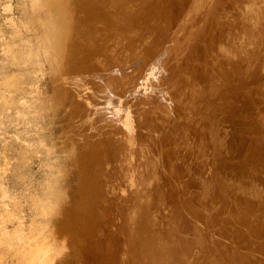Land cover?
<instances>
[{"label": "rangeland", "instance_id": "374dc122", "mask_svg": "<svg viewBox=\"0 0 264 264\" xmlns=\"http://www.w3.org/2000/svg\"><path fill=\"white\" fill-rule=\"evenodd\" d=\"M191 1L33 0L34 3H32L31 0H0V49L3 47H9L8 49H13L12 51L15 52L18 50V48L16 49V46L19 47L21 50L20 52L17 51V53L21 57L22 61V63L19 61V64L22 66L18 64L17 59L15 64V59L3 56L0 52V81L3 82L4 80V88L6 89L9 85V89H12L11 93H13L12 96L10 95V97L6 99L7 103L3 101L1 104L0 102V164L4 163L6 166L7 164L10 166L8 177L5 176L4 179H0V183L1 188L2 185H4L3 188L9 192V194L11 193L10 195L16 199V206H14L15 209L9 204L7 208H9L10 213H5L7 215L11 214L9 215V217L11 216L10 218H14V221L18 220V223H21V226H19L17 223V226L19 227H16V229L22 228L23 232L20 231L22 230L20 229L17 231V233L26 232V234H29L30 236L35 234V237L33 236L32 238H34L35 241L37 240L36 243H38V241L40 242V248H44L45 251L42 253L46 252L45 259H47L49 264H164V260H167L165 262L166 264H264V199H262L263 203L261 202V198H264V148H262L264 147V113L261 112L264 111L261 110L263 109L264 105V3L262 0H212L215 3L218 1L216 5L215 3L212 4V1L210 0H205L207 1L206 4L204 1V3L201 2V5L198 3V5L194 4V2L196 3L197 0H193V3ZM252 1L256 4L255 6L257 9L253 7V11L250 12L252 7L250 2ZM259 2H261V5L257 6V3ZM208 3L210 5L212 4L213 8H211V6L207 7V5L209 6ZM7 5L9 8H7ZM197 5L198 7L202 6V9L198 8ZM247 5L250 7L249 11L244 8L245 6L247 7ZM188 6H196L195 9L197 8L196 10L199 11H195L193 8L194 10L192 9V13L191 8H188ZM215 7L217 8L215 9ZM210 8L212 9V13L210 12ZM258 8L261 9V13L260 9ZM214 10L216 11L214 12ZM254 10H259L258 12L260 15ZM207 11L211 13L210 14L208 12L210 17L209 15L207 16ZM222 11H225V14ZM184 13L185 16L182 15ZM228 13H231V15H228ZM251 15L253 20L251 19ZM258 15L259 18H263H261L262 20H259L262 23H254L256 22ZM228 16L232 17L233 19H230ZM179 18L181 19L179 20ZM224 21L226 23H224ZM233 21L234 23H232ZM177 22L180 24H177ZM197 23L198 25L195 28V24ZM253 23L257 25L255 26ZM256 27H260V30ZM251 28L253 31H251ZM195 29L197 32H194L196 31ZM236 29L237 33H235ZM242 30L243 32L245 31L246 36H244ZM261 30L263 31L260 33ZM145 32H154V34L149 33V35L151 34V37L147 34L148 36L146 38ZM172 32L178 33L173 34ZM246 32L249 35L252 33L253 34L249 36ZM166 33L169 34L163 36V34ZM228 33H230V35ZM181 34H185V36H180ZM153 35L154 37H152ZM170 36L171 40L169 39ZM188 36L190 37V41ZM182 37H186L184 39L185 41L183 40L184 44H182L183 42L180 43L182 39L181 41H177ZM255 38H257L258 41ZM147 39L149 41H146ZM173 39L177 42H174ZM20 40H23L25 43L21 42L19 44ZM136 40L138 41L137 43ZM249 40H251V42H249ZM132 41H134L136 44H133ZM155 41L158 45H155ZM163 41H167V45ZM168 41L172 42L168 44ZM252 41L254 44H252ZM259 41H263L262 45ZM142 42H146L143 43L146 45H142L144 46L143 51H141ZM150 43L152 44L151 47ZM171 43H173V45ZM247 43L250 46L247 47ZM163 44H165L167 47L163 46ZM168 45H170V47H168ZM174 45L175 47L173 50L175 53L178 52V50H175L177 48L176 46H178L177 49H182L183 51L181 50L179 54L177 53L174 55L175 53L172 50ZM47 46L49 48H47V51H49L45 53L44 47ZM140 46L141 48H139ZM252 46L254 48H251ZM136 47L138 48L137 52L135 51L137 50ZM163 47H166L167 49H163ZM144 48H146V52L144 51ZM154 48L156 49L155 51H153ZM221 49H226V51H222ZM251 49L253 50L252 52ZM28 50L31 51V57L28 54V57L25 55ZM148 50L150 52H148ZM162 50L163 52H161ZM131 51H134L138 56L132 54ZM158 51L164 55L162 58L165 59L166 57V61L164 60L165 62L161 61L162 58L160 57V53ZM142 52L145 53H143L145 56L142 54ZM156 52L158 53L156 54ZM165 53L167 54L165 55ZM191 54L193 56H191ZM19 56L18 59L20 60ZM154 56H158L159 58L157 57V59ZM140 57H142V59H139ZM137 59L139 60L137 61ZM149 59L152 61L150 62ZM159 59L161 60L159 61ZM133 60L137 62L133 63ZM158 61L159 65H161L160 67L163 66V70L165 69L163 73L166 72V76L170 75V77H166L165 73L161 74L165 77L162 78L160 75L158 80L160 79L162 83V79L167 78L163 80L164 83H167V86H169L171 82L172 84L170 87H167L166 85L164 86V83L160 85V82H158L157 88L160 87L161 89H164L166 87L168 93L173 92V95L170 93L171 95L168 96H174L176 99L174 97L172 99L171 97L168 99V96L166 97L167 92L164 93L166 89L163 91L158 88V92L161 90V95L166 98H161L164 102L159 100L160 95L158 94L160 93L157 94L156 91L155 94L152 95L154 101L152 100V96H149V102H147L146 98L140 97L141 94L139 90H141L142 86L138 88V84L141 85L143 81L144 85L149 84V80L147 78L150 74V71L153 69L152 64H155L156 66ZM257 61L260 62L257 63ZM136 63L139 65L138 69L136 68L138 71H134V67L137 66ZM222 64L224 65L221 66ZM132 65L134 66L132 67ZM149 65L151 68H148ZM167 68L170 70L168 69L167 71ZM186 70L187 72H185ZM232 71L233 73H236L233 74ZM144 72L145 74H143ZM187 73L189 76H191L190 78ZM136 75L139 76V78ZM187 76L191 81L187 79ZM252 76L253 78H251ZM172 77L176 79H173ZM193 79L196 81H192ZM168 81L170 82L168 83ZM179 81L180 84L173 85V83H179ZM202 81L204 82L202 83ZM187 84L192 88L187 87ZM162 85L164 86L163 88ZM172 87H177L179 89L178 91V89L176 90L174 88V90L177 91L175 92L179 94V96L174 92ZM157 88H155V90ZM181 90L183 91V94H181ZM184 92H186V97ZM174 93L177 96L174 95ZM179 97L182 100H178L180 99ZM24 99H26L28 102L26 100L24 101ZM174 99L177 100L178 103ZM166 100H168V104L165 105V103H167ZM171 100L176 105H172V103L170 106L169 104L171 103ZM4 102L5 104L3 105ZM9 102L12 104V106ZM29 102H32L34 107H32ZM110 102L111 104L109 106L108 103ZM150 103H152V105ZM22 104L31 106L26 108L28 106L24 105V107ZM142 106L145 107L143 108L146 109V111H143L144 109H142ZM173 106L175 108L174 113L170 112L171 114H169V111H173ZM171 107L172 109H169ZM34 108L35 110H32ZM193 108L197 110L195 112L197 115L192 112ZM258 108H261V111ZM165 109L167 111H165ZM184 109L189 110L186 111L187 113L190 112L188 113L189 115L187 113L184 114ZM31 110L34 112L33 114H31ZM127 110L130 111L133 117H136V120L138 116H142L141 114H143V116L144 113L146 114L145 117H142L145 120L146 125L142 127V131L137 130L139 134L135 139L136 143L138 144H136V149L139 150L138 154H142L140 155L141 161L139 164V169L136 170L138 175L136 178V172L131 175L126 173L128 174L127 177L125 172H122V167L117 165V167L121 168L122 170L120 171V169H116L115 165L117 162H112L110 151L108 148H106L107 146L105 144L106 133L110 132V129L113 127V125H116L115 121L121 119L123 120L124 115L126 112H128ZM198 110L200 114L197 113ZM214 110L217 111L214 112ZM13 111L14 114H12ZM19 111H21L20 114H18ZM138 111L140 113H138ZM211 111H213V115ZM257 111L262 114L260 115ZM172 114L178 117L182 115V118L185 119L184 120L181 117H176L175 121H178V126L180 127L181 125L182 127L183 125V128H176L177 131L174 130L175 133L174 131H171L173 126L170 125V123L174 121L175 118V116H172ZM262 115L263 117H261ZM105 116H107L108 119ZM161 116H163V118H161ZM33 117L35 119H32ZM148 117H151L152 120ZM187 117L188 119H186ZM1 118L4 120V122H2ZM180 120H183V122ZM186 120H189V124ZM175 121L174 124L176 123ZM151 124L154 126H152L153 130L151 129ZM171 124H173V122ZM186 124H188L189 127L188 125L186 126ZM103 125L105 126L103 127ZM187 127L188 129H184ZM157 128L159 129V132H157ZM166 130L168 131V134L169 131H171L169 134L170 137L168 135V137H166V133L164 132ZM184 130L186 131L184 132ZM202 130L203 132H201ZM211 130L215 131H213L214 135ZM205 131L211 133L208 134ZM155 132L157 133L155 134ZM146 133H149V135L151 134L153 138L151 136H146L148 135ZM173 136H176L177 140H174ZM159 137L162 138L160 139ZM167 138H169V140H167ZM137 139L138 141L142 140L143 142L139 141L138 143ZM148 139H151V145L153 146L149 147L150 141H148ZM187 139L192 143L190 144ZM140 142L143 144L141 145ZM155 142V146L157 147L156 149L153 144ZM147 143L148 148L145 145ZM190 145H192V149ZM160 146H162L161 149L159 148ZM179 146H181V148ZM185 147H189L191 150H187L186 148L185 152H183V148ZM198 147L200 148L198 149ZM149 149L156 151L153 153L152 151H149ZM159 149L161 150L162 155L159 153V151H157ZM229 149L230 151L228 152ZM192 150H194L193 153L190 152ZM198 150L199 152L201 150L206 151L200 152L204 155L200 154L199 152L196 154ZM166 151H169V153L167 154ZM187 151L189 154H186ZM217 153H220L221 155H217ZM155 154L158 157L159 154L162 158L164 157L163 159L161 158V162L159 161L160 158L158 159ZM146 155L148 156L146 157ZM152 155L155 158H153ZM229 155L231 157H229ZM172 156H175V159H173ZM150 157H152V159ZM169 157L170 161H168ZM189 157L191 158L189 159ZM197 157L199 158L197 159L199 162L194 164L196 162H193L192 158L196 159ZM203 157H206L205 160ZM165 158L168 159L165 160ZM200 159H202V164L200 163ZM219 159L223 161H220ZM250 159L252 161H250ZM171 160L173 161L171 162ZM211 160H213L211 163L212 165H210ZM156 161H159V163ZM162 161L164 166H161V164H163ZM6 162L8 163L6 164ZM155 163L156 165L159 164L160 166L158 165L157 168ZM171 163H174L175 165ZM246 164L253 170L255 167H258V165L260 168H256V170H254L255 172L252 170L251 172L253 173H250V170H248L249 168L246 166ZM213 165L216 166V169L213 167ZM181 166L182 168L184 166V169H182ZM208 166L212 168H209V170ZM161 167H165L166 171H169L170 169L173 170L174 168V172L169 171V174L172 175V178L174 177V179H178V181H181V183H187L186 185H189L188 190L191 195H193L196 204L199 203L200 205H198V208L201 209V206L204 207V209L202 208L201 210H198L200 212H198L195 217L192 215L189 216L186 213L179 214L180 212L176 211V205L173 206L175 203H172L173 201H171L169 197L162 194L163 191L164 193L167 192L166 189L170 186L167 181L172 179H170L168 173L164 171L165 168L164 170L162 168L165 175L162 173ZM239 167L241 170H239ZM223 168L224 170H222ZM114 169H116L118 172L120 171L119 173H116V175H118L117 177H114L115 179L112 178V176L115 175L114 172L112 175V171H115ZM155 169H158V173L161 174L160 178L162 179L158 178L159 176L157 175L158 173L155 171ZM258 169L262 172V175ZM175 170H178L179 172H175ZM187 170L190 172H187ZM257 170L259 171V174L256 173ZM242 171L243 173H241ZM236 172H238V174ZM121 173L124 175H119ZM198 175L202 177H199ZM210 175H212L211 180L213 178V182L210 180ZM246 175L248 178V175H252V178H250L253 181L250 182V179H247V184H245ZM224 176H228V178ZM255 176H257L256 179ZM258 176H260V178ZM126 177L129 180H127ZM217 177H221L223 180L221 178L217 179ZM232 177L236 179L229 180V178ZM239 178L240 182H238ZM200 179H206L207 183ZM117 180H121L125 185L121 183V181L118 182ZM151 180L155 183H153ZM162 180L164 185L162 184ZM259 180H263L261 181L262 183H258ZM133 181H135L134 184L132 183ZM119 183L123 186L119 185L117 187V184ZM131 183L135 190L129 186ZM157 184L160 185V189L162 188L160 192L163 195V198L165 197V199H163L161 194L158 193L159 186L155 187ZM214 184L216 186H214ZM111 185L112 187H110ZM233 185L234 188H232ZM113 186L114 189L116 187L115 190L117 193L120 192V196L117 194L116 195L122 199H125L124 203L130 198L133 199H130V206L129 208L125 209L126 211L124 210L125 212L122 211L123 213L121 212V215L120 213L115 214V216L118 218L114 219V216H111L110 220H113L111 222L105 221L104 219L102 220V218H100V212L96 207L98 206V202L101 199L102 194L106 193V191L110 192L108 194L109 196H114V193L116 192L113 191ZM210 186L214 188L213 192L210 190L212 188L209 189ZM108 187H110V191L107 190ZM119 187H121V190L118 189ZM242 187L245 188L243 189ZM103 188L105 190H103ZM137 188L140 189L138 190ZM259 188L262 190L260 193L257 191L260 190ZM156 189H158V192L155 191ZM240 189H242V191ZM235 190H237V193H235ZM132 191L134 194L130 195ZM231 191L234 192L235 197ZM254 191H257V195L261 193L262 194L259 195V197ZM218 193L219 196H217ZM253 193L254 196L256 195L255 198H249L248 200V195L253 196ZM209 195H211V197L213 195L211 199L212 202L213 198L214 200H218H215L213 203L209 202L211 204L208 206L207 201H210ZM225 195L226 199L224 198ZM227 197H229V199H227ZM230 197L234 199L230 200ZM242 197L244 198L243 201L241 200L243 199ZM37 200L38 202L36 203ZM40 200H44L45 203ZM250 200L253 201V204ZM161 201L164 202L161 203ZM239 202H241V204ZM246 202L247 204L249 203L248 205L250 208L252 207V210L247 207L248 205ZM17 203L20 207L17 205ZM171 204L173 205L171 206ZM255 204H257L259 208H255ZM118 205L120 206V203ZM126 206L127 204L125 207ZM17 207H19L21 210ZM206 208L209 210H205ZM253 208H255V211ZM261 208L262 210H260ZM256 209H259V211L262 212L256 211ZM18 211H21V213ZM165 212L166 214L163 215ZM256 212H259L260 214ZM17 213H19L21 216H19ZM202 213H205V216ZM213 214H215V217H213ZM17 216L20 217V220L17 219ZM210 216L212 221L209 220ZM187 219H190L194 226L199 227V234H196L197 231L195 229L189 228L184 224L183 220ZM13 227L8 226V231L14 233L15 229ZM163 231L165 234L162 236ZM12 233L10 235H12ZM167 235V240L163 241L164 236L167 237ZM36 236L37 238L40 237L42 241H40V238L36 239ZM19 239L20 238L13 239L16 242V244L14 243L15 250L17 247H20L17 246ZM31 241L33 242L28 247L29 253L26 252L28 253V256L25 255L26 253H24L23 256H19L14 252V250L11 251L12 253H15L14 255H16L14 258L12 257L14 255L11 254L8 249L5 250L4 248L3 252L0 253H7L9 255L0 254V264H22V262L28 264L29 260H31L29 262L31 263L32 258L28 259L27 261L26 259L27 257H32V254L34 253L32 248L36 246V249L38 247L35 245L34 240ZM19 243L20 245L23 244L21 242ZM167 243L169 244L167 245ZM32 244L35 246H32ZM87 245L90 248L92 246L94 250L95 256L93 258L89 250L84 249ZM165 246L168 247L170 255L168 257H163V260L161 258L163 254H161L162 252L160 251H162ZM39 247L37 248L38 250ZM87 253H89V255ZM10 254L12 255V258L9 257ZM39 254H41V252ZM17 256L18 258H16ZM20 257H24L22 259L23 261ZM17 259L22 262L20 263Z\"/></svg>", "mask_w": 264, "mask_h": 264}, {"label": "bare ground", "instance_id": "6f19581e", "mask_svg": "<svg viewBox=\"0 0 264 264\" xmlns=\"http://www.w3.org/2000/svg\"><path fill=\"white\" fill-rule=\"evenodd\" d=\"M151 1H152V0H151ZM180 1H181V0H180ZM190 1H191V0H190ZM204 1H205V0H201V1L197 0L196 3H195V2L192 0L191 2H192V3L194 2V4H198V3H200V5H201V2L204 3ZM207 1H209V0H207ZM207 1H205V4L207 3ZM210 1H212V0H210ZM225 1H226V0H225ZM247 1H248V0H247ZM254 1H257V0H254ZM258 1H259V0H258ZM262 1H263V3H264V0H262ZM26 2H27V1H26ZM31 2L34 3L33 0H31ZM191 2H190V3H191ZM216 2L218 3V1H216ZM231 2H232V1H231ZM28 3H29V2H28ZM190 3H189V4H190ZM192 3H191V4H192ZM209 3H210V2H209ZM209 3H208V4H209ZM211 3L214 4L215 2L212 1ZM217 3H215V4L217 5ZM222 3H223V1H222ZM236 3H237V2H236ZM244 3H245V2H244ZM244 3H243V5H244ZM260 3H261V2L257 3V6L261 5ZM263 3H262V4H263ZM194 4H193V5H194ZM205 4H204V5H205ZM212 4H211V5L209 4V6L207 5V7H210V6H211V8H213V7H212ZM219 4H220V3H219ZM223 4H224V3H223ZM250 4H252V5H251L252 7L248 4V5L251 7V9H250L251 11H250V12L253 11V7L257 9V7L255 6L256 4H255L253 1L250 2ZM193 5H191V6H193ZM198 5H199V4H198ZM198 5H197V7H198ZM221 5H222V4H221ZM245 5H246V3H245ZM248 5H247L248 9H247L246 6H245V7L243 6V7L246 8V10L249 11V8H250V7H249ZM31 6H32V5H31ZM33 6H34V5H33ZM189 6H190V5H189ZM189 6H188V8H191V11H192L193 8L195 9V7H196V6H195V7H189ZM227 6H228V5H227ZM201 7H202V6H199L198 8H201ZM7 8H9L8 5H7ZM211 8H210V12L212 11ZM216 8H217V7H215V9H216ZM232 8H233V6H232ZM236 8H237V7H236ZM263 8H264V7H263ZM172 9H173V8H172ZM174 9H175V8H174ZM194 9H193V10H194ZM196 9H197V8H196ZM196 9H195V11H199V10H196ZM201 9H202V8H201ZM242 9H243V8H242ZM258 9H260V8H258ZM177 10H178V9H177ZM220 10H221V9H220ZM232 10H233V9H232ZM240 10H241V7H240ZM262 10H263V9H262ZM184 11H185V10H184ZM215 11H216V10H214V12H215ZM244 11H245V10H244ZM254 11H255V10H254ZM258 11H259V10H258ZM258 11H255V12H256L257 14L260 15V13H261V9H260V13H259ZM185 12H187V11H185ZM208 12H209V11H207V16L209 15ZM210 12H209V13H210ZM214 12H213V13H214ZM222 12H224V14H225V11H222ZM231 12H232V11H231ZM236 12H237V10H236ZM241 12H242V11H241ZM250 12H249V13H250ZM255 12H254V13H255ZM138 13H139V10H138ZM192 13H193V11H192ZM197 13H198V12H197ZM211 13H212V12H211ZM211 13H210V14H211ZM242 13H243V12H242ZM246 13H247V12H246ZM256 13H255V15H256ZM220 14H221V13H220ZM146 15H147V13H146ZM182 15L185 16V13L182 14ZM182 15H181V18H182V20H183ZM222 15H223V14H222ZM228 15H231V13H230V14L228 13ZM246 15H247V14H246ZM259 15L257 16L258 18H259ZM211 16H212V15H211ZM204 17H205V16H204ZM209 17H210V15H209ZM219 17H221V16H219ZM228 17H229V16H228ZM239 17H240V16H239ZM244 17H245V16H244ZM253 17H254V15H253ZM181 18H179V20H180ZM184 18H185V17H184ZM207 18H208V17H207ZM225 18H226V17H225ZM229 18L231 19L232 17H229ZM240 18H241V17H240ZM258 18H257L256 22H254V23L260 22L259 20H260L262 17L259 18V19H258ZM165 19H166V18H165ZM204 19H205V18H204ZM204 19H203V20H204ZM232 19H233V18H232ZM237 19H238V17H237ZM251 19H252V15H251ZM262 19H263V18H262ZM262 19H261V20H262ZM179 20H178V21H179ZM223 20H224V19H223ZM244 20H245V18H244ZM252 20H253V19H252ZM229 21H232V20H229ZM249 21H250V19H249ZM263 21H264V20H263ZM6 22H7V21H6ZM8 22H9V21H8ZM182 22H183V21H182ZM199 22H200V21H199ZM217 22H218V20H217ZM217 22H215V23H217ZM219 22H220V21H219ZM227 22H228V21H227ZM183 23H185V22H183ZM222 23H223V22H222ZM224 23H226V22L224 21ZM232 23H234V21H233ZM237 23H238V22H237ZM250 23H251V21H250ZM254 23H253V24H254ZM260 23H262V22H260ZM260 23H259V24H260ZM177 24H180V23L177 22ZM202 24H203V22H202ZM220 24H221V23H220ZM182 25H184V24H182ZM197 25H198V23L195 24V28H196ZM226 25H228V24H226ZM231 25H232V24H231ZM236 25H237V24H236ZM238 25H240V24H238ZM241 25H242V24H241ZM254 25H255V24H254ZM256 25H257V24H256ZM256 25H255V26H256ZM179 26H180V25H179ZM214 26H215V25H214ZM261 26H262V25H261ZM261 26H260V27H261ZM11 27H12V26H11ZM175 27H176V26H175ZM201 27H203V26H201ZM208 27H209V25H208ZM210 27H211V25H210ZM216 27H217V26H216ZM241 27H242V26H241ZM246 27H247V26H246ZM249 27H250V26H249ZM260 27H259V28H260ZM179 28H180V27H179ZM179 28H178V29H179ZM225 28H226V27H225ZM229 28H230V27H229ZM243 28H244V27H243ZM252 28H254V27H252ZM252 28H251V29H252ZM256 28H258V27H256ZM259 28H258V29H259ZM261 28H262V27H261ZM157 29H158V28H157ZM197 29H198V28H197ZM200 29H201V28H200ZM213 29H214V28H213ZM221 29H222V28H221ZM244 29H245V28H244ZM246 29H247V28H246ZM173 30H174V29H173ZM195 30H196V29H195ZM211 30H212V29H211ZM238 30H239V29H238ZM247 30H248V29H247ZM247 30H246V31H247ZM259 30H260V29H259ZM263 30H264V28H263ZM263 30H261L260 33H261ZM159 31H160V30H159ZM193 31H194V30H193ZM233 31H234V30H233ZM248 31H249V30H248ZM251 31H253V29H252ZM51 32H52V29H51ZM186 32H187V31H186ZM194 32H197V30L194 31ZM199 32H200V31H199ZM212 32H213V31H212ZM219 32H220V31H219ZM226 32H228V31H226ZM226 32H225V33H226ZM229 32H230V30H229ZM234 32H235V31H234ZM234 32H233V33H234ZM242 32H243V30H242ZM257 32H259V31H257ZM145 33H146V32H145ZM149 33H151V32H149ZM149 33H146V36H145L146 38H147V36L149 35ZM152 33L154 34V32H152ZM152 33H151V34H152ZM172 33H173V34H174V33L176 34V33H178V32H172ZM184 33H185V32H184ZM187 33H188V32H187ZM223 33H224V32H223ZM235 33H237V29H236V32H235ZM240 33H241V30H240ZM243 33H244V36H246V35H245V31H244ZM246 33H247V32H246ZM260 33H259V34H260ZM147 34H148V35H147ZM151 34L149 35L150 37H151ZM167 34H169V33L163 34V36H164V35H167ZM226 34H227V33H226ZM228 34L230 35V33H228ZM247 34H248V33H247ZM252 34H253V33H252ZM252 34H251V35H252ZM263 34H264V31H263ZM159 35H160V34H159ZM170 35H171V34H170ZM183 35L185 36V34H183ZM183 35L181 34L180 36H183ZM194 35H195V34H194ZM208 35H209V34H208ZM217 35H218V34H217ZM237 35H238V34H237ZM240 35H241V34H240ZM248 35H249V34H248ZM251 35H249V36H251ZM261 35H262V34H261ZM138 36H139V35H138ZM138 36H136V37H138ZM141 36H142V34H141ZM155 36H157V35H155ZM160 36H161V35H160ZM172 36H173V35H172ZM176 36H177V35H176ZM180 36H179V37H180ZM152 37H154V35H153ZM166 37H167V36H166ZM166 37H165V38H166ZM188 37H189V36H188ZM202 37H203V36H202ZM242 37H243V35H242ZM242 37H240V38H242ZM259 37H260V36H259ZM11 38H12V36H11ZM158 38H159V37H158ZM170 38H171V36L169 37V39H170ZM172 38H173V37H172ZM185 38H186V37H184V38L182 37V38L178 39L177 41H181V39H182V41H181L180 43L183 42L182 44H184V41H185L184 39H185ZM243 38H244V37H243ZM245 38H246V37H245ZM260 38H261V37H260ZM262 38H263V36H262ZM8 39H9V38H8ZM148 39H149V38H148ZM148 39H147L146 41H149ZM153 39H154V38H153ZM163 39H164V38H163ZM247 39H248V37H247ZM250 39H251V38H250ZM255 39L257 40V38H255ZM161 40H162V37H161ZM167 40H168V39H167ZM170 40H171V39H170ZM183 40H184V41H183ZM187 40H188V39H187ZM203 40H204V38H203ZM6 41H7V40H6ZM134 41H135V40H134ZM134 41H132L133 44H136V43L138 42V41L136 40V43H134ZM142 41H143V40H142ZM150 41H151V40H150ZM173 41L175 42L176 40L173 39ZM177 41H176V42H177ZM189 41H190V37H189ZM257 41H258V40H257ZM21 42H22V43H25L23 40H20L19 44H20ZM153 42H154V41H153ZM161 42H162V41H161ZM163 42H164V41H163ZM166 42H167V41H166ZM166 42H164V43H166ZM170 42H172V41H170ZM170 42L168 41V44H170ZM249 42H251V40H249ZM249 42H248V43H249ZM259 42H260L261 45H262V42H263V41H259ZM139 43H140V42H139ZM143 43H146V42H142L141 46H142V45H146V44H143ZM151 43H152V42H151ZM151 43H150V47H151V45H152ZM155 43H156V41H155ZM155 43H154V44H155ZM180 43H179V44H180ZM248 43H247V44H248ZM263 43H264V42H263ZM6 44H7V43H6ZM40 44H41V43H40ZM160 44H161V43H160ZM171 44L173 45V43H171ZM175 44H176V43H175ZM207 44H208V43H207ZM252 44H254L253 41H252ZM255 44H256V43H255ZM155 45H158V44L156 43ZM166 45H167V43H166ZM166 45L163 44V46H166ZM177 45H178V44H177ZM180 45H181V44H180ZM9 46H10V45H9ZM129 46H131V45H129ZM141 46H140L139 48H141ZM248 46H250V45L248 44L247 47H248ZM256 46H257V45H256ZM10 47H11V46H10ZM143 47H144V46H142V50H141V51H143ZM166 47H167V46H166ZM166 47H163V49H164V48L167 49ZM168 47H170V45H168ZM174 47H175V45L173 46L172 50L174 49ZM176 47L178 48V46H176ZM223 47H224V45H223ZM223 47H222V48H223ZM8 48H9V47H8ZM8 48H7V47H3L2 49H0L1 54H2L3 56L8 57V58H13V59H15V64H16L17 60H18V64H19V61H20V63H22V61H21V57H20V56L18 55V53H17V51L20 52L21 49H20L19 47L16 46V49L18 48V50H16V51L14 52V51H12L13 49H8ZM44 48H45V49H44L45 53H47V52L49 51V50L47 51L48 46H47V47H44ZM50 48H52V47H50ZM136 48H137V47H136ZM136 48H135V49H136ZM177 48H176L175 50H178V52L175 53V51L173 50L174 53H175L174 55H176L177 53L179 54V52H181V50H182V49H177ZM179 48H180V47H179ZM181 48H182V47H181ZM224 48H225V47H224ZM251 48H254V47L252 46ZM48 49H49V48H48ZM130 49H132V48H130ZM145 49H146V48H144V51L146 52ZM147 49H149V48H147ZM151 49H152V48H151ZM256 49H257V47H256ZM33 50H34V48H33ZM52 50H53V49H52ZM128 50H129V49H128ZM155 50H156V49L154 48L153 51H155ZM160 50H161V49H160ZM170 50H171V49H170ZM179 50H180V51H179ZM219 50H220V49H219ZM221 50L223 51L224 49H221ZM241 50H243V49H241ZM244 50H245V49H244ZM247 50H248V49H247ZM135 51L137 52V51H138V48H137V50H135ZM173 51H172V52H173ZM182 51H183V50H182ZM187 51H188V50H187ZM222 51H220V52H222ZM224 51H226V49H225ZM252 51H253V50L251 49V52H252ZM254 51H256V50H254ZM257 51H258V50H257ZM30 52H31V51L28 50L27 53H26L25 55L27 56V54H28V55H30V57H31L32 54H31ZM131 52H132V51H131ZM148 52H150V51L148 50ZM158 52H159V51H158ZM158 52H156V54H157ZM161 52H163V50H162ZM161 52H159V53H160V57L162 58V56H164V55L161 54ZM228 52H230V51H228ZM238 52H239V51H238ZM238 52H237V53H238ZM129 53H130V52H129ZM143 53H144V52H142V54H143ZM152 53H154V52H152ZM167 53H168V52H167ZM167 53H165V55H166ZM192 53H193V52H192ZM230 53H231V52H230ZM230 53H229V54H230ZM242 53H243V52H242ZM246 53H247V52H246ZM246 53H245V54H246ZM249 53H250V52H249ZM253 53H254V52H253ZM255 53H256V52H255ZM132 54H135V52L133 51ZM139 54H140V53H139ZM144 54H145V53H144ZM144 54H143V55H144ZM180 54H181V53H180ZM220 54H223V53H220ZM247 54H248V53H247ZM256 54H257V53H256ZM135 55H136V54H135ZM170 55H171V52H170ZM181 55H182V54H181ZM181 55H180V56H181ZM199 55H200V54H199ZM201 55H202V54H201ZM239 55H240V54H239ZM257 55H258V54H257ZM18 56H19L20 60L18 59ZM33 56H34V55H33ZM136 56H138V55H136ZM144 56H145V55H144ZM168 56H169V55H168ZM191 56H193V55L191 54ZM196 56H197V55H196ZM27 57H28V56H27ZM131 57H132V56H131ZM154 57H155V56H154ZM157 57H158V56H157ZM157 57H155V58H157ZM172 57H173V56H172ZM175 57H176V56H175ZM232 57H233V56H232ZM232 57H230V58H232ZM158 58H159V57H158ZM158 58H157V59H158ZM183 58H184V57H183ZM197 58H198V57H197ZM224 58H225V57H224ZM16 59H17V60H16ZM129 59H130V57H129ZM134 59H136V58H134ZM139 59H142V57H140ZM139 59H137V61H138ZM263 59H264V58H263ZM149 60H150V59H149ZM160 60H161V59H159V61H160ZM164 60L166 61V57H165V59L162 58L161 61H164ZM170 60H171V59H170ZM170 60H169V62H170ZM194 60H195V59H194ZM194 60H193V61H194ZM200 60H201V59H200ZM230 60H231V59H230ZM235 60H236V59H235ZM261 60H262V59H261ZM131 61H132V60H131ZM137 61L133 60V63H134V62H137ZM145 61H146V60H145ZM151 61H152V60H150V62H151ZM156 61H157V60H156ZM159 61L156 63V66H155V64H152V63H151V64L153 65V66H152L153 69L150 71V74L148 75V78H147V79L149 80V84L144 85V83H143L144 81L142 82L143 85H142V84H141V85L138 84V86H139L138 88H140V87L142 86L141 90H139V92H140V94H141L140 97H141V98H143V97L146 98V101H147V102H149V96L151 97L153 94H155V91L157 92V94L160 93V94H158V95H160V99H159V100H162V101H163V99H161V98H162V97L165 98L163 95H161L162 92H160V91H161V90L164 91V90L166 89V87H165L164 89H161L160 87H158L159 89H161L159 92H158L159 89L157 88V86H158V82H160V85H161V84L164 83L163 80H164V79H167V78L162 79V83H161V80H160V79H159L160 81L158 80V77H159L161 74H164V73H165V76H166V74H167L166 72L163 73V71H164L165 69L163 70V68H162L163 66L160 67L161 65H159ZM165 61H164V62H165ZM171 61H172V60H171ZM173 61H174V59H173ZM180 61H181V60H180ZM218 61H219V60H218ZM255 61H256V60H255ZM195 62H196V61H195ZM232 62H233V60H232ZM259 62H260V61H259ZM259 62L257 61V63H259ZM13 63H14V62H13ZM139 63H140V62H139ZM148 63H149V62H148ZM154 63H155V62H154ZM161 63H162V62H161ZM171 63H172V62H171ZM214 63H215V62H214ZM136 64H137V66L134 67L135 69L133 68L134 71L137 70L138 67H139L138 63H136ZM136 64H134V65H136ZM144 64H145V63H144ZM149 64H150V63H149ZM163 64H164V63H163ZM215 64H216V63H215ZM230 64H231V63H230ZM19 65H20V64H19ZM19 65H17V66H19ZM134 65H132V67H133ZM147 65H148V64H147ZM166 65H167V64H166ZM177 65H178V64H177ZM177 65H176V66H177ZM223 65H224V64H222L221 66H223ZM260 65H261V63H260ZM17 66H16V67H17ZM20 66H22V65H20ZM102 66H103V65H102ZM117 66H118V65H117ZM124 66H125V65H124ZM145 66H146V65H145ZM154 66H155V69H154ZM168 66H169V63H168ZM168 66H166V67H168ZM176 66H175V67H176ZM183 66H184V65H183ZM188 66H189V65H188ZM257 66H259V65H257ZM16 67H15V68H16ZM114 67H116V66H114ZM141 67H142V66H141ZM172 67H173V65H172ZM229 67H230V66H229ZM262 67H263V65H262ZM136 68H137V69H136ZM148 68H151V66L149 65ZM169 68H170V67H169ZM169 68H167V71H168ZM195 68H196V67H195ZM247 68H248V67H247ZM186 69H187V68H186ZM219 69H220V68H219ZM105 70H106V69H105ZM108 70H109V69H108ZM169 70H170V69H169ZM180 70H181V69H180ZM187 70H188V69H187ZM187 70H186L185 72H187ZM221 70H222V69H221ZM237 70H238V69H237ZM137 71H138V70H137ZM140 71H141V70H140ZM143 71H144V70H143ZM227 71H228V70H227ZM249 71H250V70H249ZM93 72H94V70H93ZM118 72H119V71H118ZM130 72H131V71H130ZM141 72H142V71H141ZM198 72H199V71H198ZM222 72H223V71H222ZM126 73H127V72H126ZM128 73H129V72H128ZM192 73H193V72H192ZM220 73H221V72H220ZM232 73H233V71H232ZM235 73H236V72H235ZM235 73H233V74H235ZM249 73H250V72H249ZM136 74H137V73H136ZM138 74L140 75L139 72H138ZM138 74H137V75H138ZM143 74H145V72H144ZM143 74H142V75H143ZM170 74H171V73H170ZM178 74H179V73H178ZM187 74H188V73H187ZM187 74H186V75H187ZM201 74H202V73H201ZM224 74H225V73H224ZM230 74H231V73H230ZM242 74H244V73H242ZM255 74H256V73H255ZM93 75H94V74H93ZM130 75H131V73H130ZM137 75H136V76H137ZM184 75H185V74H184ZM227 75H228V74H227ZM245 75H246V74H245ZM95 76H96V75H95ZM136 76H135V77H136ZM161 76H162V75H161ZM165 76H162V78L165 77ZM188 76H189V74H188ZM188 76H187V79L190 80L189 78H190L191 76H189V78H188ZM213 76H214V74H213ZM247 76H248V75H247ZM137 77L139 78V76H137ZM140 77H141V76H140ZM144 77H145V75H144ZM166 77H170V75H169V76H166ZM175 77H176V76H175ZM185 77H186V76H185ZM196 77H197V76H196ZM196 77H194V78H196ZM97 78H98V77H97ZM172 78H173V77H172ZM177 78H178V76H177ZM246 78H247V77H246ZM251 78H253V76H252ZM7 79H8V78H7ZM111 79H112V78H111ZM141 79H142V77H141ZM141 79H140V80H141ZM143 79H144V78H143ZM173 79H176V78H173ZM185 79H186V78H185ZM187 79H186V80H187ZM198 79H199V78H198ZM222 79H223V78H222ZM102 80H103V79H102ZM126 80H127V77H126ZM145 80H146V78H145ZM148 80H147V81H148ZM179 80H180V79H179ZM181 80H182V78H181ZM247 80H248V79H247ZM251 80H252V79H251ZM12 81H13V80H12ZM134 81H135V79H134ZM147 81H146V82H147ZM165 81H166V80H165ZM170 81H171V80H170ZM170 81H168V83H169ZM183 81H184V80H183ZM190 81H191V80H190ZM192 81L195 82L196 80L193 79ZM6 82H8V81H6ZM6 82H5V83H6ZM128 82H129V81H128ZM173 82H176V81H173ZM188 82H189V81H188ZM203 82H204V81H202V83H203ZM206 82H207V81H206ZM97 83H98V82H97ZM186 83H187V82H186ZM198 83H199V82H198ZM6 84H7V83H6ZM126 84H127V82H126ZM129 84H130V83H129ZM136 84H137V83H136ZM166 84H167V83H164V86H165ZM171 84H172V82L169 84V86H167V85H166V86H167V87H170ZM174 84H176V85H177V84H180V81H179V83H173V85H174ZM190 84H191V82H190ZM193 84H194V83H193ZM193 84H192V85H193ZM196 84H197V83H196ZM187 85H188V84H187ZM4 86H5V84H4V80H3V82L0 81V102H1V104H2L3 101L6 102V99L9 98L10 95L12 96V94H13V93H11V90H12V89H11V90L9 89V85H8V87H7L6 89L4 88ZM164 86L162 85V88H163ZM183 86H184V85H183ZM185 86H186V85H185ZM198 86H199V85H198ZM222 86H223V85H222ZM103 87H104V86H103ZM187 87L190 88L191 86L188 85ZM195 87H196V85H195ZM10 88H11V87H10ZM138 88H137V89H138ZM155 88H157V89L155 90ZM174 88H175V87H174ZM174 88L172 87L173 90H174ZM189 88H188V89H189ZM191 88H192V87H191ZM196 88H197V87H196ZM217 88H218V87H217ZM99 89H101V88H99ZM104 89H105V88H104ZM133 89H134V88H133ZM137 89H136V90H137ZM175 89L177 90L178 88L176 87ZM15 90H16V89H15ZM168 90H169V88H168ZM170 90H171V89H170ZM176 90H174V92H175ZM184 90H185V88H184ZM190 90H191V89H190ZM137 91H138V90H137ZM178 91H179V89H178ZM128 92H129V91H128ZM165 92H167V89H166V91H164V93H165ZM176 92H177V91H176ZM176 92H175V93H176ZM180 92H181V94H183V93H182V92H183L182 90H181ZM192 92H193V91H192ZM170 93H171V92H169V93L167 92V95H166V94H164V95H166V97H167L168 95H171V94L173 95V92H172L171 94H170ZM175 93H174V95L177 94V93H176V94H175ZM184 93H185V97H186V96H187V95H186V92H184ZM262 93H263V92H262ZM101 94H103V93H101ZM188 94H189V91H188ZM254 94H255V93H254ZM177 95L179 96V94H177ZM177 95H176V96H177ZM191 95H192V94H191ZM207 95H208V94H207ZM255 95H256V94H255ZM22 96H23V95H22ZM261 96H262V95H261ZM137 97H138V96H137ZM170 97H171V96H170ZM170 97L168 96L167 98L169 99ZM173 97H174V96H173ZM173 97H171V99H172ZM253 97H254V96H253ZM262 97H263V96H262ZM262 97H261V98H262ZM13 98H14V97H13ZM23 98H24V97H23ZM25 98H26V97H25ZM28 98H29V97H28ZM30 98H31V97H30ZM174 98H175V97H174ZM177 98H178V97H177ZM179 98H180V97H179ZM258 98H259V97H258ZM18 99H19V98H18ZM21 99H22V98H21ZM26 99H27V98H26ZM26 99H24V101H25ZM126 99H127V97H126ZM150 99H151V98H150ZM153 99H154V98H153V96H152V100H153ZM165 99H166V98H165ZM175 99H176V98H175ZM175 99H174V100H175ZM10 100H11V99H10ZM14 100H15V99H14ZM19 100H20V99H19ZM19 100H18V101H19ZM22 100H23V99H22ZM115 100H116V99H115ZM157 100H158V99H157ZM178 100H182V99L180 98V99H178ZM183 100H184V99H183ZM235 100H236V99H235ZM15 101H16V100H15ZM24 101H22V102H24ZM26 101H27V100H26ZM120 101H121V100H120ZM153 101H154V100H153ZM175 101H177V100H175ZM187 101H188V100H187ZM236 101H237V100H236ZM260 101H262V100H260ZM263 101H264V98H263ZM5 102L3 103V105L5 104ZM16 102H17V101H16ZM27 102H28V101H27ZM108 102H109V101H108ZM147 102H146V103H147ZM155 102H157V101H155ZM163 102H164V101H163ZM166 102H167V103H165V105L168 104V100H166ZM169 102H170V100H169ZM180 102H181V101H180ZM180 102H179V103H180ZM184 102H185V101H184ZM6 103H7V102H6ZM9 103H10V102H9ZM24 103H26V102H24ZM29 103H30L31 105L33 104L32 102H29ZM120 103H121V102H120ZM172 103H173V102H172V100H171V103H170L169 105L171 106ZM177 103H178V101H177ZM190 103H191V102H190ZM260 103H261V102H260ZM10 104H11V103H10ZM27 104H28V103H27ZM27 104H26V105H27ZM108 104H109V106H110L111 102L108 103ZM112 104H113V103H112ZM150 104L152 105V103H150ZM157 104H158V103H157ZM174 104H175V103H173L172 105H174ZM3 105H2V106H3ZM8 105H9V104H8ZM22 105H23V104H22ZM24 105H25V104H24ZM24 105H23V106H24ZM26 105H25V106H26ZM31 105H27L28 107H26V108H29V106H31ZM98 105H99V104H98ZM106 105H107V104H106ZM151 105H150V107H151ZM153 105H154V103H153ZM162 105H163V104H162ZM175 105H176V104H175ZM178 105H179V104H178ZM180 105H181V104H180ZM258 105H259V104H258ZM9 106H10V105H9ZM11 106H12V104H11ZM18 106H19V105H18ZM25 106H24V107H25ZM101 106H102V104H101ZM181 106H182V105H181ZM187 106H188V105H187ZM212 106H214V105H212ZM217 106H218V105H217ZM220 106H221V105H220ZM259 106H260V105H259ZM261 106H262V105H261ZM13 107H14V105H13ZM32 107H34V105H32ZM32 107H31V108H32ZM122 107H123V106H122ZM132 107H133V106H132ZM143 107H144V106H142V109L145 108V107H144V108H143ZM148 107H149V105H148ZM185 107H186V106H185ZM197 107H198V106H197ZM221 107H222V106H221ZM232 107H233V106H232ZM0 108H1V107H0ZM31 108H30V109H31ZM106 108H108V107H106ZM111 108H112V107H111ZM182 108H183V107H182ZM208 108H209V107H208ZM218 108H219V107H218ZM218 108H216V109H218ZM234 108H235V107H234ZM12 109H13V108H12ZM20 109H21V108H20ZM24 109H25V108H24ZM97 109H98V108H97ZM108 109H109V108H108ZM127 109H128V108H127ZM140 109H141V108H140ZM142 109H141V111H142ZM149 109H150V108H149ZM154 109H155V108H154ZM157 109H159V108H157ZM162 109H163V108H162ZM166 109H168V108H166ZM166 109H165V111H167ZM169 109H172V107L169 108ZM174 109H175V108H174V106H173V111L171 110V111H169L168 113H169V114L174 113ZM176 109H177V108H176ZM189 109H191V108H189ZM193 109H194V108H193ZM193 109H192V112L195 113L197 110L194 109V110H195V111H194ZM256 109H257V108H256ZM258 109H259V108H258ZM260 109H261V108H260ZM260 109H259V110H260ZM3 110H4V109H3ZM3 110H2V112H3ZM17 110H19V109H17ZM22 110H23V107H22ZM26 110H27V109H26ZM32 110H35V108L32 109ZM32 110H31V112H32L31 114L34 113ZM124 110H125V109H124ZM135 110H136V109H135ZM163 110H164V109H163ZM181 110H182V109H181ZM184 110H185V109H184ZM220 110H221V109H220ZM254 110H255V109H254ZM261 110H264V105H263V109H261ZM261 110H260V111H261ZM11 111H12V110H11ZM14 111H15V110H14ZM14 111H13L12 114H14ZM29 111H30V110H29ZM127 111H128V110H127ZM139 111H140V110H139ZM139 111H138V113H140ZM143 111H146V109H144ZM159 111H161V110H159ZM176 111H177V110H176ZM186 111H189V110H185L184 114L187 113ZM215 111H217V110H214V112H215ZM15 112H17V111H15ZM20 112H21V111H19L18 114H20ZM25 112H26V111H25ZM147 112H148V111H147ZM147 112H146V113H147ZM152 112H153V109H152ZM161 112H162V111H161ZM170 112H171V113H170ZM180 112H181V111H180ZM212 112H213V111H211V113H212ZM257 112H258V111H257ZM261 112L264 113V111H261ZM3 113H4V112H3ZM26 113H27V112H26ZM35 113H36V111H35ZM149 113H150V112H149ZM166 113H167V112H166ZM181 113H183V112H181ZM188 113H190V112H188ZM188 113H187V114H188ZM197 113L200 114V113H199V110H198ZM223 113H224V112H223ZM258 113H259V112H258ZM262 113H259V114L261 115ZM0 114H1V113H0ZM10 114H11V113H10ZM10 114H9V116H10ZM12 114H11V115H12ZM29 114H30V113H29ZM31 114H30V115H31ZM109 114H110V113H109ZM163 114H164V112H163ZM184 114H183V116H184ZM195 114H196V113H195ZM201 114H202V113H201ZM237 114H238V113H237ZM254 114H255V113H254ZM254 114H253V115H254ZM256 114H257V113H256ZM30 115H29V116H30ZM35 115H36V114H35ZM141 115H142V116H138V115H137L138 118H137V120H136V117H135V116L133 117V115L130 113V111L126 112V114H125L124 117H123V120L121 119V120H117V121H115V122H116V125H113V127L110 129V132H107V133H106V137H105V140H106V141H105V144H106V146H107L106 148H108L109 151H110L112 162H113V161L117 162V164L115 165V166H116V169H117V170L120 169V171H121L122 169H121V168H118L117 165H119V167H122V168H123V171H122V172H125V175H126V176L128 175V174H126V173H129L130 175L133 174V173H135L136 170L139 169V164H140V161H141V160H140V158H141L140 155H142V154L140 153L141 151L139 152L140 154H138V151H139V150L136 149V148H137V146H136L137 143H136V141H135L136 136L139 134V132H137V130H138V131H140V130L142 131V127H144V125H146V124H145V120L142 118V117H145L146 114L144 113V116H143V114H141ZM147 115H148V114H147ZM179 115H180V114H179ZM188 115H189V114H188ZM196 115H197V114H196ZM212 115H213V113H212ZM4 116H5V115H4ZM31 116H32V115H31ZM36 116H37V115H36ZM110 116H111V115H110ZM151 116H152V115H151ZM170 116H171V115H170ZM172 116H175V115L172 114ZM254 116H255V115H254ZM7 117H8V116H7ZM105 117H107V116H105ZM113 117H114V116H113ZM157 117H159V116H157ZM176 117H177V118H180V117L182 118V115H181L180 117L175 116L174 121H175ZM184 117H185V116H184ZM189 117H190V116H189ZM203 117H204V116H203ZM203 117H201V118H203ZM244 117H246V116H244ZM252 117H253V116H252ZM261 117H263V115H262ZM27 118H28V116H27ZM148 118H151V117H148ZM159 118H160V117H159ZM161 118H163V116H161ZM165 118H167V117H165ZM212 118H213V117H212ZM1 119H2V118H1ZM32 119H35V118L33 117ZM107 119H108V117H107ZM145 119H146V118H145ZM156 119H157V118H156ZM182 119H184V118H182ZM186 119H188V117H187ZM253 119H254V118H253ZM11 120H12V119H11ZM25 120H26V118H25ZM30 120H31V119H30ZM151 120H152V118H151ZM158 120H159V119H158ZM171 120H172V119H171ZM177 120H179V119H177ZM184 120H185V119H184ZM202 120H203V119H202ZM205 120H207V119H205ZM205 120H204V121H205ZM245 120H247V119H245ZM262 120H263V119H262ZM5 121H6V120H5ZM164 121H165V120H164ZM167 121H168V120H167ZM174 121H172L173 124H174ZM180 121H181V120H180ZM186 121H187V123L189 124V122H188L189 120H186ZM186 121H184V122H186ZM196 121H197V120H196ZM196 121H195V122H196ZM198 121H199V118H198ZM2 122H4L3 119H2ZM21 122H23V121H21ZM161 122H162V121H161ZM168 122H169V121H168ZM168 122H167V123H168ZM170 122H171V121H170ZM172 122H171V123H172ZM175 122H176V123H175L174 125L170 123V125L173 126V128H171V129H172V130H171L172 132H173L174 130H176V128H180V127H181V125H180V127L178 126V124H177L178 121H175ZM181 122H183V120H182ZM195 122H194V123H195ZM261 122H262V121H261ZM165 123H166V122H165ZM191 123H192V121H191ZM104 124H105V122H104ZM149 124H150V123H149ZM156 124H158V123H156ZM184 124H185V123H184ZM188 124H186V126H187ZM210 124H211V123H210ZM234 124H235V123H234ZM25 125H26V124H25ZM28 125H29V124H28ZM161 125H163V124H161ZM170 125H169V126H170ZM196 125H197V124H196ZM196 125H195V126H196ZM211 125H213V124H211ZM237 125H239V124H237ZM104 126H105V125H103V127H104ZM152 126H153V125L151 124V129H152ZM184 126H185V125H184ZM202 126H203V125H202ZM260 126H261V125H260ZM27 127H28V126H27ZM145 127H146V126H145ZM147 127H148V125H147ZM153 127H154V126H153ZM155 127H156V126H155ZM157 127L159 128L158 125H157ZM188 127H189V125H188ZM188 127H187V128H184V129H188ZM232 127H233V126H232ZM236 127H237V126H236ZM245 127H246V126H245ZM13 128H15V127H13ZM158 128H157V129H158ZM166 128H167V127H166ZM181 128H183V125H182ZM190 128H192V127H190ZM195 128H196V127H195ZM199 128H200V127H199ZM213 128H214V127H213ZM250 128H251V126H250ZM255 128H256V127H255ZM17 129H18V127H17ZM234 129H237V128H234ZM244 129H245V128H244ZM102 130H103V129H102ZM148 130H149V127H148ZM152 130H153V129H152ZM155 130H156V129H155ZM181 130H182V129H181ZM203 130H204V129H203ZM203 130H202L201 132H203ZM214 130H215V129H214ZM214 130H213V131H214ZM161 131H162V130H161ZM171 131H169V134H170ZM176 131H177V130H176ZM185 131H186V130H184V132H185ZM211 131H212V130H211ZM213 131H212V133H213ZM235 131H236V130H235ZM157 132H159V129H158ZM157 132H155V134H156ZM164 132L166 133V137H168V136H169L168 131L166 130V131H164ZM184 132H183V133H184ZM187 132H188V131H187ZM189 132H190V130H189ZM189 132H188V133H189ZM205 132H207V131H205ZM214 132H215V131H214ZM1 133H2V132H1ZM142 133H143V132H142ZM150 133H151V131H150ZM153 133H154V132H153ZM174 133H175V131H174ZM194 133H195V132H194ZM207 133H208V132H207ZM209 133H211V132H209ZM209 133H208V134H209ZM216 133H217V132H216ZM4 134H5V133H4ZM143 134H144V133H143ZM146 134H148V135H146V136H151L152 133H151L150 135H149V133H146ZM155 134H154V135H155ZM162 134H163V133H162ZM179 134H180V133H179ZM201 134H202V133H201ZM203 134H204V133H203ZM218 134H219V133H218ZM235 134H236V133H235ZM246 134H247V133H246ZM250 134H251V133H250ZM252 134H253V133H252ZM167 135H168V136H167ZM184 135H185V134H184ZM190 135H191V134H190ZM205 135H206V133H205ZM205 135H204V136H205ZM213 135H214V133H213ZM222 135H223V134H222ZM224 135H225V133H224ZM146 136H145V137H146ZM156 136H157V135H156ZM158 136H160V135H158ZM161 136H162V135H161ZM208 136H210V135H208ZM248 136H249V135H248ZM151 137L153 138V136H151ZM162 137H163V136H162ZM162 137H161V138H162ZM169 137H170V136H169ZM183 137H186V136H183ZM140 138H141V137H140ZM147 138H148V137H147ZM152 138H151V139H152ZM156 138H157V137H156ZM156 138H155V139H156ZM159 138H160V137H159ZM159 138H158V139H159ZM161 138H160V139H161ZM200 138H202V137H200ZM203 138H204V137H203ZM206 138H207V137H206ZM206 138H205V139H206ZM213 138H214V137H213ZM252 138H253V137H252ZM151 139H150V140H151ZM173 139H174V140H177V139H176V136H173ZM238 139H240V138H238ZM102 140H103V139H102ZM150 140L148 139V141H150ZM163 140H164V138H163ZM167 140H169V138H167ZM182 140H183V139H182ZM240 140H241V139H240ZM240 140H239V141H240ZM137 141H138V139H137ZM139 141H142V140H139ZM139 141H138V143H139ZM148 141H147V142H148ZM152 141H153V139H152ZM154 141H155V140H154ZM187 141H189V140L187 139ZM99 142H100V141H99ZM142 142H143V141H142ZM182 142H183V141H182ZM184 142H185V139H184ZM184 142H183V144H184ZM201 142H202V141H201ZM248 142H249V141H248ZM140 143H141V142H140ZM145 143H146V142H145ZM148 143H149V142H148ZM148 143L145 144L147 148H148V146H147ZM151 143H152V142L150 141L149 147H150V146H153V145H151ZM189 143L191 144L192 142L189 141ZM189 143H188V144H189ZM212 143H213V142H212ZM142 144H143V143H141V145H142ZM153 144H154V146H155V145H156V142L153 143ZM175 144H176V143H175ZM178 144H179V143H178ZM200 144H201V143H200ZM240 144H241V143H240ZM137 145H138V144H137ZM141 145H140V146H141ZM170 145H171V144H170ZM234 145H235V144H234ZM187 146H188V145H187ZM190 146H191V149H192V145H190ZM223 146H224V145H223ZM251 146H252V145H251ZM138 147H139V146H138ZM146 147H144V148H146ZM171 147H172V146H171ZM179 147L181 148V146H179ZM238 147H239V146H238ZM254 147H255V146H254ZM147 148H146V149H147ZM156 148H157V147L155 146V149H156ZM159 148L161 149L162 146H160ZM164 148H166V147H164ZM186 148H187V147L183 148V152H185V149H186ZM199 148H200V147H198V149H199ZM215 148H216V147H215ZM221 148H222V147H221ZM225 148H227V147H225ZM232 148H233V147H232ZM239 148H240V147H239ZM262 148H264V147H262ZM262 148H260V149H262ZM139 149H140V148H139ZM141 149H142V148H141ZM150 149H152V148H150ZM150 149H149V151H152V150H153V149H152V150H150ZM160 149L157 150V151H159V153H161V155H162V152H161ZM172 149H173V148H172ZM177 149H178V148H177ZM191 149H190L189 147L187 148V150H191ZM193 149H194V148H193ZM201 149H202V147H201ZM222 149H223V148H222ZM256 149H257V148H256ZM168 150H169V148H168ZM194 150H195V149H194ZM194 150H192V151H190V152L193 153ZM155 151H156V150H155ZM155 151H152V152L154 153ZM162 151H163V150H162ZM201 151H202V150H201ZM201 151H200V152H201ZM204 151H206V150H204ZM204 151H202V152H204ZM221 151H222V150H221ZM223 151H224V149H223ZM229 151H230V149L228 150V152H229ZM142 152H143V151H142ZM166 152H167V154L169 153V151H166ZM166 152H165V153H166ZM198 152H199V150L197 151V153H196V151H195L196 154H198ZM200 152H199V153H200ZM224 152H225V151H224ZM247 152H248V151H247ZM247 152H246V153H247ZM260 152H261V150H260ZM143 153H144V152H143ZM145 153H146V152H145ZM233 153H234V152H233ZM233 153H232V154H233ZM242 153H243V152H242ZM242 153H241V154H242ZM263 153H264V151H263ZM172 154H173V153H172ZM180 154H181V153H180ZM182 154H183V153H182ZM186 154H189L188 151H187ZM200 154H202V153H200ZM211 154H212V153H211ZM3 155H4V154H3ZM155 155H156V154H155ZM157 155H158V153H157ZM157 155H156V156H157ZM190 155H193V154H190ZM202 155H204V154H202ZM206 155H207V154H206ZM217 155H221V154H220V153H217ZM147 156H148V155H146V157H147ZM152 156H153V155H152ZM166 156H167V155H166ZM176 156H177V155H176ZM187 156H188V155H187ZM213 156H214V155H213ZM233 156H234V155H233ZM252 156H253V155H252ZM258 156H259V155H258ZM4 157H5V156H4ZM157 157H158V156H157ZM167 157H168V156H167ZM170 157H171V155H170ZM170 157H169V160H168V161H170ZM182 157H184V156H182ZM182 157H181V158H182ZM192 157H193V156H192ZM195 157H196V155H195ZM198 157H199V156H198ZM198 157H197L196 159L192 158L193 162H196V163H194V164H197V163L199 162V161L197 160V159H199ZM201 157H202V156H201ZM229 157H231V156L229 155ZM229 157H228V158H229ZM253 157H254V156H253ZM150 158L152 159V157H150ZM150 158H149V159H150ZM153 158H155V157L153 156ZM159 158H160L159 161L161 162V158H162V157L160 156V154H159L158 159H159ZM163 158H164V157H163ZM163 158H162V159H163ZM172 158L175 159V156H172ZM181 158H180V159H181ZM184 158H185V157H184ZM190 158H191V157H189V159H190ZM203 158H204V160H205L206 157H203ZM217 158H218V156H217ZM2 159H3V158H2ZM167 159H168V158H167ZM167 159L165 158V160H167ZM214 159H215V158H214ZM251 159H252V158H251ZM251 159H250V161H252ZM253 159H254V158H253ZM262 159H263V158H262ZM154 160H155V159H154ZM154 160H153V161H154ZM186 160H187V158H186ZM192 160H191V161H192ZM194 160H196V161H194ZM208 160H210V159H208ZM208 160H207V161H208ZM216 160H218V159H216ZM219 160H220V159H219ZM233 160H234V159H233ZM238 160H239V159H238ZM259 160H260V159H259ZM259 160H258V162H259ZM143 161H144V160H143ZM159 161H156V162L159 163ZM172 161H173V160H171V162H172ZM174 161H175V160H174ZM189 161H190V160H189ZM212 161H213V160L210 161V165H212V164H211ZM220 161H223V160H220ZM256 161H257V160H256ZM4 162H5V161H4ZM138 162H139V163H138ZM175 162H176V161H175ZM193 162H191V163H193ZM260 162H262V161H260ZM7 163H8V162H6V164H7ZM113 163H114V162H113ZM136 163H137V164H136ZM162 163H163V161H162ZM186 163H187V162H186ZM186 163H185V165H186ZM200 163L202 164V159H200ZM204 163H205V161H204ZM204 163H203V164H204ZM225 163H226V162H225ZM232 163H234V162H232ZM239 163H240V162H239ZM11 164H12V163H11ZM15 164H16V163H15ZM160 164H161V163H160ZM168 164H169V163H168ZM171 164L175 165L174 163H171ZM183 164H184V163H183ZM205 164H206V163H205ZM205 164H204V165H205ZM236 164H237V163H236ZM244 164H245V161H244ZM244 164H243V165H244ZM252 164H253V163H252ZM155 165H156V163H155ZM158 165H159V164H158ZM158 165H156V167H157ZM173 165H172V166H173ZM180 165H181V164H180ZM191 165H192V164H191ZM208 165H209V164H208ZM219 165H220V163H219ZM226 165H227V164H226ZM234 165H235V164H234ZM249 165H250V164H249ZM257 165H258V164H257ZM261 165H262V163H261ZM13 166H14V165H13ZM153 166H154V165H153ZM159 166H160V165H159ZM161 166H164V163L161 164ZM169 166H170V165H169ZM176 166H177V165H176ZM176 166H174V167H176ZM199 166H200V165H199ZM235 166H236V165H235ZM240 166H241V165H240ZM246 166H247V164H246ZM252 166H253V165H252ZM254 166H255V164H254ZM9 167H10L9 164H7V166H6L4 163H3V164H0V179H4L5 176L8 177V174H9V171H10V170H9ZM165 167H166V166H165ZM165 167H161V171H162V173H163L164 175H165L164 171H166V168H165ZM167 167H168V166H167ZM213 167H215V169H216V166L213 165ZM218 167H219V166H218ZM220 167H221V166H220ZM237 167H238V166H237ZM241 167H242V166H241ZM247 167H248V166H247ZM247 167H246V168H247ZM263 167H264V166H263ZM124 168H125V170H124ZM157 168H158V167H157ZM162 168H163V170H164V168H165V170L163 171ZM171 168H172V167H171ZM176 168H177V167H176ZM181 168H182V166H181ZM190 168H191V167H190ZM200 168H201V167H200ZM209 168L211 169L212 167L208 166V169H209ZM221 168H222V167H221ZM221 168H219V169H221ZM224 168H225V166H224ZM224 168H223L222 170H224ZM243 168H244V167H243ZM248 168H249V169H248ZM248 168H247V169L250 170V173H253V172H251L253 169H251V167H248ZM256 168H260L259 165H258V167H255L254 170H256ZM116 169H114L115 171H112V175H113V172L115 173L114 176L111 175L113 179H115L114 177H117V175H118V174L116 175V173L118 172V171H116ZM159 169H160V168H159ZM169 169H170V168H169ZM182 169H184V166H183ZM187 169H188V167H187ZM198 169H199V168H198ZM210 169H209V170H210ZM228 169H229V167H228ZM230 169H231V168H230ZM199 170H200V169H199ZM231 170H232V169H231ZM237 170H238V169H237ZM239 170H241L240 167H239ZM254 170H253V171H254ZM258 170H259V169H258ZM258 170L256 171V173H258V172L260 171V170H259V171H258ZM261 170H262V169H261ZM120 171H119V172H120ZM155 171L158 173V169H157V170L155 169ZM169 171H173V172H174V168H173V170L170 169ZM169 171L167 170L166 173H168L169 178L172 179V180H170L171 183H170L169 180H168V181L166 180L167 183L170 184V186L167 187V189H166L165 187H163V188L166 189L167 192L164 193V191H163L162 194H163V195H166L167 197H169L170 200L173 201L172 203H175L174 205L171 204V206H172V205H173V206L176 205V206H175V207H176V211H177V212H180L179 214L186 213V214H188L189 216L192 215L193 217H195L196 214H198V212H200V211H198V210H201L202 208L204 209V207L201 206V207H202L201 209L198 208L199 203L196 204L193 195H191V193H190L189 190H188L189 185H188V186L186 185V184H187L186 182H188V181L185 182L186 184L181 183V181H178V179H174V177L172 178V175L169 174V173H170ZM176 171H178V170H175V172H176ZM193 171H194V170H193ZM203 171H204V170H203ZM218 171H219V170H218ZM225 171H226V170H225ZM228 171H229V170H228ZM245 171H246V170H245ZM119 172H118V173H119ZM178 172H179V171H178ZM187 172H190V171L187 170ZM197 172H198V171H197ZM204 172H205V171H204ZM209 172H210V171H209ZM226 172H227V171H226ZM247 172H248V171H247ZM254 172H255V171H254ZM260 172H261V171H260ZM263 172H264V171H263ZM145 173H146V172H145ZM171 173H172V172H171ZM183 173H184V172H183ZM198 173H199V172H198ZM219 173H220V172H219ZM229 173H230V172H229ZM232 173H233V172H232ZM236 173L238 174V172H236ZM236 173H235V174H236ZM241 173H243V171H242ZM122 174H123V173H121V174H119V175L122 176ZM135 174H136L135 178L138 177L137 172H136ZM135 174H134V175H135ZM187 174H188V173H187ZM258 174H259V173H258ZM123 175H124V174H123ZM157 175L159 176V177H158L159 179H162V178H160V177H161V176H160L161 174L158 173ZM157 175H156V176H157ZM184 175H185V174H184ZM192 175H193V174H192ZM196 175H197V174H196ZM200 175H201V172H200ZM221 175H223V174H221ZM261 175H262V172H261ZM186 176H187V175H186ZM186 176H185V177H186ZM198 176H199V175H198ZM202 176H203V174H202ZM202 176H199V177H202ZM204 176H205V175H204ZM211 176H212V175H210V180H211ZM231 176H232V174H231ZM237 176H238V175H237ZM248 176H249V178H248L247 175H246V182H245V184H247V179H250V182L253 181V180H251L252 175H251V176L248 175ZM118 177H119V176H118ZM127 177H128V176H127ZM127 177H126V179H127ZM144 177H145V176H144ZM165 177H167V176H165ZM183 177H184V176H183ZM188 177H189V176H188ZM206 177H208V176H206ZM224 177L228 178V176H224ZM241 177H242V176H241ZM250 177H251V178H250ZM258 177L260 178V176H258ZM119 178H120V177H119ZM121 178H122V177H121ZM141 178H142V177H141ZM192 178H193V177H192ZM219 178H221V177H219ZM219 178L217 177V179H219ZM233 178H234V177L229 178V180H230V179H231V180H235V179H236V178H234V179H233ZM253 178H254V177H253ZM256 178H257V176H255V179H256ZM263 178H264V176H263ZM123 179H124V178H123ZM132 179H133V177H132ZM167 179H168V178H167ZM187 179H188V178H187ZM187 179H186V180H187ZM194 179H195V178H194ZM197 179H198V177H197ZM221 179H222V178H221ZM221 179H220V180H221ZM237 179H238V177H237ZM242 179H243V178H242ZM127 180H129V179H127ZM153 180H154V179H153ZM200 180H202V179H200ZM200 180H199V181H200ZM210 180H208V181H210ZM212 180H213V178H212ZM212 180H211V181H212ZM222 180H223V179H222ZM0 181H1V180H0ZM3 181H4V180H3ZM117 181H118V180H117ZM119 181H121V180H119ZM119 181H118V182H119ZM124 181H125V180H124ZM135 181H136V180H135ZM135 181H133L132 183L134 184ZM151 181H152V180H151ZM202 181H203V182H206V179H204V180H202ZM217 181H218V180H217ZM224 181H225V180H224ZM224 181H222V182H224ZM226 181H228V180H226ZM242 181H243V180H242ZM261 181H263V180H259L258 183H260ZM152 182H153V181H152ZM183 182H184V181H183ZM212 182H213V181H212ZM230 182H232V181H230ZM236 182H237V181H236ZM238 182H240V178H239ZM254 182L257 183L256 181H254ZM115 183H116V182H115ZM121 183H123V182L121 181ZM126 183H127V182H126ZM129 183H130V182H129ZM132 183H131V185L129 184V186H130L131 188H133V187H132ZM136 183H137V182H136ZM143 183H144V182H143ZM153 183H155V182H153ZM206 183H207V182H206ZM209 183H210V182H209ZM215 183H216V181H215ZM261 183H262V182H261ZM123 184H124V183H123ZM137 184H138V183H137ZM137 184H136V185H137ZM159 184H160V183H159ZM159 184H157V186H155V187H158V186H159V190L156 189L155 191L158 190L159 192H158V191H157V192L161 194L160 191L162 190V188L160 189V185H159ZM162 184H163V180H162ZM193 184H194V183H193ZM241 184H242V183H241ZM251 184H252V183H251ZM263 184H264V183H263ZM119 185H120V186H123V185H121V184L119 183V184H117V187H118ZM124 185H125V184H124ZM151 185H153V184H151ZM163 185H164V184H163ZM165 185H166V184H165ZM209 185H210V184H209ZM230 185H231V184H230ZM243 185H244V183H243ZM243 185H242V186H243ZM259 185H260V184H259ZM3 186H4V185H2V188H1V183H0V252H3V249H4V248H5V250L8 249V251H10V252H11V251H14V250H15V248H14L15 246H14V245L16 244V242H15V240H13V239L20 238L18 241L21 242V243H23L24 245H23V244L20 245V243L17 242V243H18L17 246H20V247H17V246H16L17 248H16V250H15L14 252L17 253V255H19V256H21V255L23 256L24 253L28 252V247H29V245H31V243L33 242V241H31V240H34V241H35V239L32 238L35 234H34L33 236H30V235L28 234V235H29V236H28V235L26 234V232H25V233H22V232H23V229H22V228H20V229H22V230H20V229H16V227L21 226V225H20L21 223H18V220H15V221H14V218H10L11 216L9 217V215H11V214L7 215V214L5 213V212L10 213L9 208H7L9 204L15 209L14 206H16V205H15V203H16V199H14V197H12V196L10 195L11 193L9 194V192H7V191L3 188ZM129 186H127V187H129ZM214 186H216V185L214 184ZM214 186H213V187H214ZM227 186H228V185H227ZM236 186H239V185H236ZM257 186H258V185H257ZM110 187H112V185H111ZM110 187H108L107 190L110 191ZM124 187H125V186H124ZM190 187H191V184H190ZM193 187H194V186H193ZM193 187H192V188H193ZM204 187H206V186H204ZM135 188H136V187H135ZM141 188H143V187H141ZM144 188H145V186H144ZM148 188H149V187H148ZM153 188H154V187H153ZM194 188H195V187H194ZM210 188H212V186H210L209 189H210ZM232 188H234V185L232 186ZM242 188H243V187H242ZM244 188H245V187H244ZM244 188H243V189H244ZM115 189H116V187H115ZM115 189H114V186H113V191H114V192H116ZM118 189L121 190V187H119ZM129 189H130V188H129ZM133 189H134V188H133ZM137 189H138V188H137ZM139 189H140V188H139ZM139 189H138V190H139ZM154 189H155V188H154ZM190 189H191V188H190ZM207 189H208V186H207ZM213 189H214V188H212V189H210V190H212V192H213ZM223 189H224V188H223ZM236 189H237V188H236ZM256 189H257V188H256ZM259 189H260V188H259ZM103 190H105V189L103 188ZM111 190H112V188H111ZM120 190H118V191H120ZM134 190H135V189H134ZM193 190H194V189H193ZM215 190H216V189H215ZM233 190H234V189H233ZM240 190L242 191V189H240ZM240 190H239V191H240ZM113 191H112V192H113ZM151 191H152V190H151ZM194 191H195V190H194ZM205 191H206V190H205ZM208 191H209V190H208ZM225 191H226V190H225ZM225 191H224V192H225ZM243 191H244V190H243ZM257 191H258V193H260V191L262 192L261 189H260V190H257ZM257 191H256V192H257ZM104 192H105V191H104ZM104 192H103V193H104ZM130 192H131V191H130ZM152 192H153V191H152ZM152 192H151V193H152ZM157 192H156V194H157ZM231 192H232V191H231ZM254 192H255V191H254ZM256 192H255V194L257 195ZM109 193H110V192L106 191V193L102 194V197H101V199H100L99 202H98V206L96 207L97 210L100 212L99 214H100L101 217H100V216H99V217L102 218V220L104 219L105 221H111V220H110V219H111V216H114V219H115V218H118V217L115 216V214L120 213V215H121L123 212H125V211H126L125 209H126V208H129V206H130V202H131L130 199H133V198H130V199H128V200L124 203V200H125V199H122L121 197H119V196H120V195H119L120 192H118V193H117V192L114 193V196H113V195H112V196H109V195H108ZM154 193H155V192H154ZM215 193H216V192H215ZM232 193H233V196H234V192H232ZM235 193H237V190H235ZM112 194H113V193H112ZM116 194L119 195V196H117ZM123 194H124V193H123ZM131 194L133 195L134 192L132 191V193H130V195H131ZM162 194H161V197L163 198V195H162ZM212 194H213V193H212ZM226 194H227V193H226ZM229 194H230V192H229ZM229 194H228V196H229ZM250 194H251V193H250ZM261 194H262V193H261ZM261 194H258L257 196H259V195H261ZM138 195H139V194H138ZM220 195H221V194H220ZM236 195H237V194H236ZM239 195H240V193H239ZM241 195H243V194H241ZM244 195H245V194H244ZM251 195H252V194H251ZM251 195H248V200H249V198H250V199L253 198V197L255 198V196H256V195L254 196V193H253V196H251ZM13 196H14V195H13ZM146 196H147V195H146ZM151 196H152V195H151ZM154 196H155V195H154ZM209 196H210V197H209L210 201H207L208 206H209V204H211V203H209V202H212L211 199H212L213 195H212V197H211V195H209ZM217 196H219V193H218ZM230 196H231V195H230ZM237 196H238V195H237ZM246 196H247V195H246ZM250 196H251V197H250ZM37 197H38V196H37ZM141 197H143V196H141ZM144 197H145V196H144ZM159 197H160V196H159ZM161 197H160V198H161ZM222 197H224V196H222ZM222 197H220V198H222ZM231 197H232V196H231ZM231 197H230V200L234 199V198H231ZM234 197H235V196H234ZM259 197H260V196H259ZM261 197H262V196H261ZM263 197H264V195H263ZM46 198H47V196H46ZM124 198H125V197H124ZM162 198H161V199H162ZM220 198H219V199H220ZM224 198L226 199V195H225ZM224 198H223V199H224ZM242 198H243V197H242ZM40 199H41V198H40ZM161 199H160V200H161ZM163 199H165V197H164ZM167 199H168V198H167ZM223 199H221V200H223ZM225 199H224V201H225ZM227 199H229V197H227ZM238 199H239V198H238ZM262 199H264V198H261V200H262ZM97 200H98V199H97ZM215 200H216V199H215ZM215 200H214V198H213V202H215ZM217 200H218V199H217ZM217 200H216V201H217ZM241 200L243 201L244 198L241 199ZM245 200H246V199H245ZM252 200H253V199H252ZM252 200H250V201H252ZM254 200H256V199H254ZM40 201H42V200H40ZM48 201H49V200H48ZM135 201H136V200H135ZM171 201H170V203H171ZM235 201H236V200H235ZM237 201H238V200H237ZM258 201H259V200H258ZM258 201H255V202H258ZM37 202H38V200L36 201V203H37ZM42 202L45 203L44 200H43ZM42 202H41V203H42ZM163 202H164V201H161V203H163ZM213 202H212V203H213ZM231 202H232V201H231ZM261 202L263 203V200H262ZM39 203H40V202H39ZM119 203H120V206L118 205ZM121 203H122V204H121ZM167 203H168V202H167ZM204 203H205V202H204ZM204 203H203V204H204ZM234 203H236V202H234ZM237 203H238V202H237ZM239 203L241 204V202H239ZM12 204H13V205H12ZM126 204H127V206L125 207ZM168 204H169V203H168ZM168 204H167V205H168ZM218 204H219V203H218ZM218 204H217V206H218ZM232 204H233V203H232ZM240 204H239V205H240ZM246 204H247V202H246ZM246 204H245V205H246ZM248 204H249V203H248ZM248 204H247V205H248ZM252 204H253V201H252ZM259 204H261V203H259ZM263 204H264V203H263ZM17 205L19 206L18 203H17ZM33 205H34V204H33ZM116 205H118L119 207H118V206L115 207ZM206 205H207V204H206ZM206 205H205V206H206ZM212 205H213V204H212ZM235 205H236V204H235ZM235 205H234V206H235ZM245 205H244V206H245ZM247 205H246V206H247ZM255 205H256L255 208H259V206H257V204H255ZM43 206H44V205H43ZM160 206H161V205H160ZM163 206H164V205H163ZM199 206H200V205H199ZM208 206H207V207H208ZM230 206H232V205H230ZM230 206H229V207H230ZM234 206H233V207H234ZM236 206H237V205H236ZM250 206H251V205H250ZM262 206H263V205H262ZM19 207H20V206H19ZM19 207H17V208L20 209ZM39 207H40V206H39ZM133 207H134V206H133ZM211 207H212V206H211ZM211 207H210V208H211ZM218 207H219V206H218ZM233 207H232V208H233ZM247 207L250 208L249 205H248ZM13 208H12V209H13ZM154 208H155V207H154ZM163 208H164V207H163ZM171 208H172V207H171ZM255 208H253L254 211H255ZM14 209H13V210H14ZM18 209H17V210H18ZM234 209H235V208H234ZM250 209L252 210V207H251ZM13 210H12V211H13ZM17 210H16V211H17ZM20 210H21V209H20ZM124 210H125V211H124ZM147 210H148V209H147ZM163 210H164V209H163ZM165 210H166V208H165ZM168 210H169V209H168ZM205 210L208 211L209 209L206 208ZM260 210H262V208H261ZM14 211H15V210H14ZM122 211H123V212H122ZM172 211H173V210H172ZM256 211H259V209H256ZM18 212L21 213V211H18ZM121 212H122V213H121ZM159 212H160V211H159ZM162 212H163V211H162ZM181 212H182V213H181ZM201 212H202V211H201ZM259 212H262V211H259ZM259 212H256V213H259ZM19 213H17V214H19ZM167 213H168V212H167ZM175 213H176V212H175ZM129 214H130V213H129ZM129 214H128V215H129ZM134 214H135V213H134ZM157 214H158V213H157ZM157 214H156V215H157ZM164 214H166V212L163 213V215H164ZM177 214H178V213H177ZM202 214H203V213H202ZM206 214H207V213H206ZM252 214H253V212H252ZM259 214H260V213H259ZM120 215H118V216H120ZM203 215L205 216V213H204ZM254 215H255V212H254ZM257 215H258V214H257ZM15 216H16V215H15ZM19 216H21V215L19 214ZM19 216H17V219L20 220V217H19ZM204 216H202V217H204ZM18 217H19V218H18ZM130 217H132V216H130ZM165 217H166V215H165ZM179 217H181V216H179ZM213 217H215V214H213ZM253 217H255V216H253ZM15 218H16V217H15ZM127 218H128V217H127ZM140 218H141V217H140ZM156 218H157V217H156ZM162 218H163V217H162ZM176 218H177V217H176ZM12 219H13V220H12ZM21 219H23V218H21ZM211 219H212V218H211V216H210V217H209V220H211ZM23 220H24V219H23ZM256 220H257V219H256ZM36 221H37V220H36ZM112 221H113V220H112ZM112 221H111V222H112ZM159 221H160V220H159ZM163 221H164V220H163ZM180 221H181V220H180ZM211 221H212V220H211ZM211 221H210V222H211ZM232 221H234V220H232ZM98 222H99V221H98ZM183 222H184V224H185L187 227L192 228V229H195V230L197 231L196 234H199V232H200V229H198L199 227H198V226H194V224H192V221H191L190 219L183 220ZM230 222H231V221H230ZM241 222H242V221H241ZM249 222H250V221H249ZM253 222H254V221H253ZM256 222H257V221H256ZM17 223L19 224V226H17ZM99 223H100V222H99ZM158 223H159V222H158ZM167 223H168V222H167ZM178 223H179V222H178ZM254 223H255V222H254ZM103 224H104V223H103ZM15 225H16V226H15ZM166 225H167V224H166ZM211 225H212V224H211ZM244 225H245V224H244ZM248 225H249V224H248ZM248 225H247V226H248ZM251 225H252V222H251ZM8 226H11V227L14 226L13 228L15 229V232H14V231H13L14 233L9 232V231H8V229H9ZM215 226H216V225H215ZM28 227H29V226H28ZM123 227H124V226H123ZM142 227H143V226H142ZM161 227H162V226H161ZM35 228H36V227H35ZM173 228H174V227H173ZM184 228H185V227H184ZM98 229H99V228H98ZM159 229H160V228H159ZM161 229H162V228H161ZM176 229H177V228H176ZM257 229H258V228H257ZM11 230H12V229H11ZM19 230L22 231V232H21V233H17V231H19ZM121 230H122V229H121ZM157 230H158V229H157ZM183 230H184V229H183ZM157 232H158V231H157ZM157 232H155V233H157ZM11 233H12V235H10ZM28 233H29V232H28ZM158 233H159V232H158ZM158 233H157V234H158ZM231 233H232V232H231ZM164 234H165V233H164V231H163V232H162V236H163ZM165 236H166V235H165ZM165 236H164V238H163V241H164V240H167V238H168V235H167V237H165ZM13 237H14V238H13ZM34 237H35V236H34ZM112 237H113V236H112ZM196 237H197V236H196ZM39 238H40V237L37 238V236H36V239H39ZM156 238H157V237H156ZM122 239H123V238H122ZM45 240H46V239H45ZM12 241H13V242H12ZM40 241H42L41 238H40ZM148 241H149V240H148ZM168 241H170V240H168ZM36 242H37V240L34 242L35 245H37V246L39 247V246L41 245L40 242H39V241H38V243H36ZM92 242H93V241H92ZM11 243H12V244H11ZM14 243H15V244H14ZM34 243H33V244H34ZM41 243H42V242H41ZM33 244H32V246H35V245H33ZM39 244H40V245H39ZM168 244H169V243H167V245H168ZM92 245H93V244H92ZM103 245H104V244H103ZM178 246H179V245H178ZM35 247H36V246H35ZM35 247L32 248V250L34 251V253L32 252V253H33V254H32V257L30 256V257H27V259H26V261H27L28 259L32 258V262H33V263H32V262L29 263V262L31 261V260H29L28 264H49L48 261H47V259H45V257H46V254H45V253H46V252L42 253L43 251H45L44 248H40V247H41V246H40V247H39V250H38V249H37L38 247H37L36 249H35ZM42 247H43V246H42ZM86 247H87V248H86ZM86 247H85L84 249H85V250H89V252L91 253V256H92V258H93V257L95 256V253H94V250H93L92 246H91V248H90L88 245H87ZM148 247H149V246H148ZM174 247H175V246H174ZM188 247H189V246H188ZM19 248H20V249H19ZM30 248H31V246H30ZM34 249H35V250H34ZM153 249H154V248H153ZM157 249H158V248H157ZM160 249H161V248H160ZM169 249H170V248H169ZM173 249H174V248H173ZM32 250H31V251H32ZM36 250H37V251H36ZM92 250H93V251H92ZM174 250H175V249H174ZM35 251H36V252H35ZM178 251H179V250H178ZM40 252H41V254H39ZM92 252H93V253H92ZM160 252H162L161 254H163V256H161V255L159 254V255L161 256L162 259H163V257H168V256L170 255L167 246H165L164 249H163L162 251H160ZM171 252H172V251H171ZM171 252H170V253H171ZM15 253H12V252H11V254H13V255H14ZM28 253H29V252H28ZM28 253H26L25 255L28 256ZM30 253H31V252H30ZM0 254H1V253H0ZM2 254H3V253H2ZM2 254H1V255H2ZM11 254H10L9 257L12 256ZM87 254L89 255V253H87ZM3 255H9V254L6 253V254H3ZM29 255H30V254H29ZM182 255H183V254H182ZM15 256H16V255H14V256H12V257L15 258ZM185 256H186V255H185ZM12 257H11V258H12ZM47 257H48V256H47ZM117 257H118V256H117ZM122 257H123V256H122ZM193 257H194V256H193ZM16 258H18V256H17ZM20 258H21V257H20ZM23 258H24V257H23ZM23 258H21V260H22ZM25 258H26V257H25ZM14 260H15V259H14ZM14 260H13V261H14ZM17 260L19 261V259H17ZM17 260H16V261H17ZM163 260H164V259H163ZM163 260H162V261H163ZM22 261H23V260H22ZM22 261H19V262L21 263ZM103 261H104V260H103ZM166 261H167V260H164L163 263L166 264V263H165ZM19 262H17V263H19ZM1 264H2V263H1ZM22 264H25V263L22 262ZM210 264H211V263H210Z\"/></svg>", "mask_w": 264, "mask_h": 264}]
</instances>
